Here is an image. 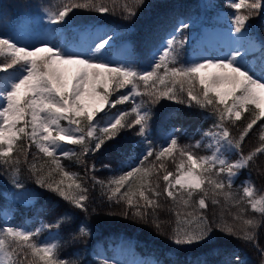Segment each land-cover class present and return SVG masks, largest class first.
I'll return each instance as SVG.
<instances>
[{
    "label": "snow or ice",
    "instance_id": "obj_1",
    "mask_svg": "<svg viewBox=\"0 0 264 264\" xmlns=\"http://www.w3.org/2000/svg\"><path fill=\"white\" fill-rule=\"evenodd\" d=\"M141 3L143 0H135V4ZM135 4L120 3L119 0H112L111 5L104 0H61L57 10L46 11L49 22L58 24L74 9L106 14L119 7L131 16L135 14ZM230 7L235 9L233 30L243 35L250 27V18L264 7V0H233ZM242 8L246 9V14L240 11ZM187 27L185 23L180 25L181 30ZM111 39L110 35L100 38L94 42L91 55H86L67 52L48 43L33 48L21 46L14 38L0 35V165L11 169L13 183L21 187L16 179L20 165L28 163V152L34 145L47 158L39 166L29 164L36 183L74 207L87 211L89 197L84 179L79 173L65 170L62 158L75 157L84 163L80 160L82 156L99 151L123 128L139 126L138 135L147 139L151 106L164 98L210 108L216 123L203 134L208 138L205 147L211 149L210 155H198L194 151L201 147L200 141L182 146L173 136L158 152L149 142L141 166L108 182L92 179L101 185L108 199L123 202L126 209L140 219H145L149 210L154 213L160 208L158 198L162 194L184 207L190 206L193 197L198 195L199 209H206L208 200L219 205L222 197L225 208L235 206L239 209L237 213L229 210L231 222L223 212L214 225L202 211L188 212L183 219L177 211L172 241L177 245L199 243L209 238L215 228L251 243L264 256L258 241V230L264 226V219L245 216L250 208L264 218V195L257 196L251 182L242 185L243 195L231 190L239 170L248 168L258 155L264 154V143L246 155L242 151L243 141L253 126L264 118V42L258 71L250 64L241 63L247 50L241 52L239 49L223 59L180 63V52L187 38L177 39L176 35L167 39L158 50L151 70H139L125 64L113 66L110 62L99 61ZM124 88H128L127 94L110 99L113 92ZM135 96H146L147 99L134 102L130 111L117 114L103 128L94 123V118L106 107H115ZM247 112H251L249 122L239 139L232 138L225 122L240 121ZM129 116L134 119L129 121ZM61 121L67 122V126ZM260 140L264 141V126H261ZM65 144L79 146L80 151L62 150ZM228 151L239 153V158L229 161L224 154ZM154 155L156 161H161L159 166L153 162L144 167V162ZM177 155L179 162L175 164V172L168 171L162 158L167 156L175 162ZM86 168L95 171V164ZM160 170L164 171L162 177L158 176ZM56 175L61 178L55 179ZM154 175L158 176L155 183L150 179ZM160 179L165 182L163 193L158 190ZM128 214V211L124 212V215ZM154 222L157 228L161 227L158 221ZM56 226H60L59 222ZM43 227L50 228L51 225ZM40 232L41 228L28 230L9 226L0 229V264H79L77 260L58 255L59 240L38 242L33 239ZM79 232L87 235L86 228H80ZM103 264L111 262L105 260ZM235 264L248 262L236 257Z\"/></svg>",
    "mask_w": 264,
    "mask_h": 264
},
{
    "label": "trees",
    "instance_id": "obj_2",
    "mask_svg": "<svg viewBox=\"0 0 264 264\" xmlns=\"http://www.w3.org/2000/svg\"><path fill=\"white\" fill-rule=\"evenodd\" d=\"M119 2L135 4V0ZM232 2L233 0H143V3L135 4V14L131 16L119 7L114 12L106 14L94 10L74 9L65 21L53 24L48 20L46 9L57 10L61 0H0V35L14 38L21 46L30 48L48 43L65 51L70 46H75L81 53H89L91 52V49H88L89 36L100 29L103 37L106 35L112 37L100 57V62L151 70L158 50L172 35H176L177 39L187 38L180 52V63H194L190 54L195 41L202 34V28L227 27L217 20L216 16L219 11H224L232 19L235 12V9L230 7ZM104 3L111 5L112 0H104ZM37 10L46 11V16L35 18ZM240 11L246 14V9L242 8ZM181 23L187 24L188 27L181 30ZM248 25L250 32L258 39L259 47L243 56V59L258 71L264 42V7L250 18ZM80 31L88 33L86 41L79 40ZM162 71L163 69L161 73ZM127 93L128 88L120 89L113 92L110 99L115 100L119 95ZM141 99L147 97L135 96L115 107H106L97 114L94 123L98 128L105 127L114 116L130 111L134 102L139 103ZM151 112L147 139L138 135L139 126L123 128L99 151L82 156L80 160L84 163L78 162L75 157L62 158L65 170L79 173L84 179L89 197L86 201L87 211L74 207L56 193L36 183L35 176L29 170V164L36 163L39 166L47 158L43 157L34 145L28 152V163L20 165L19 176L16 179L21 187L13 183L11 169L0 165V211H5L11 216L5 219L0 214V229L11 226L34 230L40 223L51 225L50 228L41 230L39 236L33 239L38 242L45 241L53 231L55 233L53 241L59 240L61 245L58 255L61 258L77 260L79 264H103L105 260L111 264H128L127 255L123 260L116 257V247L123 243L131 244V253L143 259L140 264H235L236 257L247 261L248 264H264V256L251 243L215 228L209 238L199 243L177 245L172 241L177 211L181 213V219L188 212L202 211L214 225L218 223L223 212L225 218L231 222L229 210L231 213H237L239 209L235 206L225 208L222 197L219 198L221 200L219 205H214L208 200L206 201L208 207L199 209L198 195L193 197L190 206L184 207L173 202L166 194H162L158 198L160 208L154 213L149 210V215L145 219H140L132 215L131 210L126 209L123 202L117 203L115 199H108L105 190L92 179L95 177L96 180L108 182L134 167L141 166L149 142L158 152L173 136L182 146L200 141L201 147L194 151L198 155L210 154L211 151L205 147L206 137L203 135L216 123L210 108L204 109L195 103L189 106L187 103L164 98L151 106ZM250 118L251 112H247L243 113L240 121L225 122L232 138L239 139ZM127 119L130 121L134 117L129 116ZM61 124L67 126L65 121H61ZM261 126H264V118L253 126L243 141L242 151L245 155L264 143L260 140ZM62 150L79 152L80 147L65 144ZM236 157H239V153L234 151L232 158ZM21 159L23 160V157ZM153 162L158 167L161 161H156L154 155L149 157L143 166L147 167ZM162 162L166 164L168 171L175 172V164L179 162V157L177 155L174 162L172 158L166 156L162 158ZM92 164H95V171L87 170L86 166L90 167ZM163 174L164 171L160 170L158 176L162 177ZM158 176L150 178L153 183ZM60 178L59 175L55 176V179ZM245 180L255 185L257 196L264 195V154L258 155L248 168L239 170L231 190L243 195L242 185ZM159 182L158 190L163 193L165 182L162 179ZM22 193L28 194L32 198V203L21 202L17 195ZM125 211L129 214L124 215ZM245 216L264 219L258 213H253L250 208ZM62 217L67 219L62 220ZM154 221H158L161 227L157 228ZM58 222L59 227L56 226ZM80 228H86L87 235H81ZM258 241L259 248L264 249V226L258 230Z\"/></svg>",
    "mask_w": 264,
    "mask_h": 264
},
{
    "label": "rangeland",
    "instance_id": "obj_3",
    "mask_svg": "<svg viewBox=\"0 0 264 264\" xmlns=\"http://www.w3.org/2000/svg\"><path fill=\"white\" fill-rule=\"evenodd\" d=\"M46 11L37 10L35 12V18H43L46 16ZM216 19L223 22L227 27H203L201 36L195 41L190 57L193 62H202L206 59H223L229 56V54L235 50L239 49L241 52H245L246 54L255 51L259 47V42L256 36H254L250 32V28L241 35L237 34L233 30L232 19L229 18L224 11H219ZM100 32V33H99ZM88 37L87 32L80 31L78 33V38L80 41H86ZM102 36V32L100 29L94 31L88 39V49H92L94 42L98 41ZM67 52L71 53H81L75 46H70ZM86 55H91L90 53L85 52ZM245 54V55H246ZM244 55V56H245ZM101 57V56H100ZM99 57V61H100ZM241 63H245L244 59H241ZM0 103H2L0 101ZM208 138L206 137V145L208 143ZM208 149V148H207ZM211 151V149H209ZM211 154V152H210ZM209 154V155H210ZM229 161H235L239 157L232 158L234 151H228L224 153ZM235 179V178H234ZM246 182H249L246 180ZM117 258L123 260L127 255V263L133 264L141 263L143 261L142 258H138L131 253V244L123 243L116 247Z\"/></svg>",
    "mask_w": 264,
    "mask_h": 264
},
{
    "label": "bare ground",
    "instance_id": "obj_4",
    "mask_svg": "<svg viewBox=\"0 0 264 264\" xmlns=\"http://www.w3.org/2000/svg\"><path fill=\"white\" fill-rule=\"evenodd\" d=\"M100 33V32H99ZM102 38V37H101Z\"/></svg>",
    "mask_w": 264,
    "mask_h": 264
}]
</instances>
